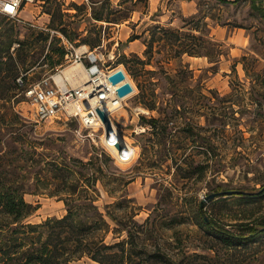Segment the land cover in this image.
I'll return each mask as SVG.
<instances>
[{
	"label": "rangeland",
	"instance_id": "rangeland-1",
	"mask_svg": "<svg viewBox=\"0 0 264 264\" xmlns=\"http://www.w3.org/2000/svg\"><path fill=\"white\" fill-rule=\"evenodd\" d=\"M59 1L64 5L55 26L74 36L75 48L103 45L101 51H117V63L124 60L130 68L122 63L134 92L112 119L135 155L119 161L103 146L100 131L80 133L75 118L37 122L29 98L18 90L10 111L15 123L3 128L1 138L4 150L17 149L10 156L31 192L25 199L39 206L29 220L65 215L57 166L80 172L71 179L88 188L84 180L93 170L79 162L104 150L108 161L96 173L103 184L97 183L94 203L121 223L117 231L106 217V243L126 240L127 228L134 234L131 264H264V229L250 236L251 228H264V19L253 7L264 0H109L126 16L117 22L92 18L99 0ZM74 4L84 7L77 11ZM53 8L51 0L27 4L20 14L24 23L0 14V34L14 32L13 56L18 42L29 43L17 58L28 68L26 86L65 64L64 57L55 64L63 46L60 31L49 28ZM155 26L178 33L181 42ZM38 32L44 35L36 37ZM152 32L156 40L148 44ZM97 35L99 45H89ZM187 44L198 53H178ZM151 101L154 110L144 105ZM142 117L157 119L168 133H152ZM259 190L263 194L251 193ZM119 198L125 201L114 205ZM73 264L100 263L84 256Z\"/></svg>",
	"mask_w": 264,
	"mask_h": 264
},
{
	"label": "trees",
	"instance_id": "trees-1",
	"mask_svg": "<svg viewBox=\"0 0 264 264\" xmlns=\"http://www.w3.org/2000/svg\"><path fill=\"white\" fill-rule=\"evenodd\" d=\"M43 1L44 4L49 2V0ZM51 1L54 2V8L53 12L50 13L49 28L58 30L69 40L75 41L74 36L69 34L66 28L55 26L56 14L62 12L63 2L59 0ZM97 3L98 5L91 7V16L97 21L117 22L126 17L125 15H119V10L113 8L109 0H99ZM73 6L77 11L82 10V7H84V5L77 4ZM253 7L258 15L264 19V3L253 4ZM155 29L156 31L163 30L171 37L172 41H180L179 34L174 31L166 30L161 26H155ZM13 33L4 32L0 34L2 38L0 40V264H73L84 256L100 264H131L133 247L135 246L134 234L127 228L126 240L106 243V236L110 230V223L106 217L116 223L114 228L117 231V225L120 226L121 223L118 216L107 210L105 214L102 213L94 203L98 196L97 183L103 184V178L96 173L101 174L103 172L101 163L108 161V156L104 150L95 152L87 162H79L87 169L93 170L92 174L84 180L88 188H84L81 183L77 184V180L80 181L79 179L75 178L74 181L71 179L74 173L81 174L80 172L72 170L65 164L57 166L58 177L61 178L64 184L63 191L66 194L64 199L65 215L62 217H47L40 222L29 220L39 206L25 199V194L31 192L26 190L24 180L20 179V174L16 171L17 168H20V165L14 162L13 156H10L11 150L17 152V149L13 148L10 152L4 150L1 138L3 128L11 129L15 123L11 112L18 102L16 99L17 91L25 89L26 78L24 73L28 71V68H24V61L21 63L22 69L19 67L21 64H19L17 58L20 59L21 50L29 43L18 42L19 48L14 50L18 56L17 58L14 57L10 52V48L16 42L12 38ZM43 35L44 32L35 33L36 37H42ZM184 37L189 40L201 39L200 36L195 34H184ZM48 38L49 33L44 36V40L47 41ZM155 40L156 34L152 32L148 44H152ZM100 41L101 37L97 35L87 43L96 46L99 45ZM54 43L55 39H52L50 46ZM56 53H58V59L55 64H61L65 50L63 47L58 48ZM178 53L195 55L198 52L187 44L182 46ZM119 63H123L128 70L130 69L124 60H120ZM143 64H146V62H143ZM21 74H24L22 77L23 86L16 82V78ZM137 86L139 87L140 84L137 83ZM144 105L151 110L157 107L155 101L146 102ZM142 121L152 128V133H162V137L168 133L165 126L158 127V120L155 118L146 119L142 117ZM55 176L57 175L55 174ZM109 179L113 182L118 181L112 175ZM80 186L81 188H79ZM251 193L254 195L263 194L260 190ZM123 201H125L123 198H119L114 202V205L118 206ZM200 207L202 208V206ZM203 219L210 230L219 231L205 218ZM251 229L254 232L250 236H255L258 231L264 228ZM156 255L161 257L158 254Z\"/></svg>",
	"mask_w": 264,
	"mask_h": 264
},
{
	"label": "built area",
	"instance_id": "built-area-1",
	"mask_svg": "<svg viewBox=\"0 0 264 264\" xmlns=\"http://www.w3.org/2000/svg\"><path fill=\"white\" fill-rule=\"evenodd\" d=\"M35 1L37 0H0V14L24 23L20 16L21 11L27 4ZM84 2H88V0H84ZM9 8H11V11H8ZM57 35L60 45L66 50L64 55L65 64L58 68L55 73L44 76L36 83L28 84L24 89L25 95L34 108L36 121L47 122L60 118L65 120L75 118L81 127L80 133L83 129L88 130L87 136L90 137L100 131V138L104 143V147L108 148L102 139L105 137L116 146L117 141L113 138L114 133L111 136H106L104 133L105 124L97 110L106 113L102 108V103L108 99L110 94L118 97V87L126 81L130 82L127 77L126 80L115 85L109 80V77L118 70L123 71L126 76L124 69L121 68L122 63H117L120 53L114 50L103 52L101 51L104 48L103 45L94 49L85 46V51L78 52L73 41L61 32H57ZM74 63H81L85 68L88 81L84 85H74L72 80L67 78H62L60 81L55 79V76L61 72L63 67ZM23 75L21 74L16 78V82L21 86L24 85ZM130 95L132 94L118 97L121 99V108L124 109L126 99ZM113 101H116V98ZM114 113H110L111 116L106 113L113 127L115 126L112 119ZM94 143L97 145L96 141ZM121 152L123 155L121 162H128L133 158L125 150L122 149Z\"/></svg>",
	"mask_w": 264,
	"mask_h": 264
},
{
	"label": "bare ground",
	"instance_id": "bare-ground-1",
	"mask_svg": "<svg viewBox=\"0 0 264 264\" xmlns=\"http://www.w3.org/2000/svg\"><path fill=\"white\" fill-rule=\"evenodd\" d=\"M76 50L78 52H83L86 50V47L80 46V47H77ZM121 68H122V66H121ZM62 78H67V79L72 80V83L74 85H84L88 81V77H87V74L85 72V68L81 63L69 64V65L63 67L61 69V72L55 76V79L57 81H60ZM112 88H114V86H112ZM115 98H116V101H113V99H115ZM102 108L109 115L112 112L116 113L120 109H123V108H121V99L116 97L113 94H110L108 96V99L102 103ZM140 110H141V113H147V111L145 109L140 108ZM113 129H114L113 138L116 139L117 143H120L122 145L123 150L128 152L130 157H134V155H135L134 148L120 134V132L116 126H114ZM102 139L105 142V144L107 145V147L111 150V152L118 158V160L122 161L121 160V158L123 157L122 152L120 150H118L114 144H112L110 141H108V139L106 137L102 138Z\"/></svg>",
	"mask_w": 264,
	"mask_h": 264
},
{
	"label": "water",
	"instance_id": "water-1",
	"mask_svg": "<svg viewBox=\"0 0 264 264\" xmlns=\"http://www.w3.org/2000/svg\"><path fill=\"white\" fill-rule=\"evenodd\" d=\"M109 80L111 81V83L113 85H115V84L119 83L120 81L126 80V76H125L123 71L118 70L116 73H114L113 75H111L109 77ZM132 92H133V87L130 84V82H128V81L124 82L117 89L118 97H123V96L128 95ZM97 112H98L100 118L102 119L103 123L105 124L104 133L106 134V136H111L114 133L113 124L111 123V121L108 118V116L106 115V113H104L102 110H99V109L97 110ZM116 147H118V149L120 151H122V149H123V147L120 143H116ZM220 193H222V192H220ZM232 193L242 194V193H244V191L235 190V191H232ZM215 195L216 194H210L209 196H207V198L215 197Z\"/></svg>",
	"mask_w": 264,
	"mask_h": 264
},
{
	"label": "clouds",
	"instance_id": "clouds-1",
	"mask_svg": "<svg viewBox=\"0 0 264 264\" xmlns=\"http://www.w3.org/2000/svg\"><path fill=\"white\" fill-rule=\"evenodd\" d=\"M9 9H11V8H9ZM9 9H8V11H10Z\"/></svg>",
	"mask_w": 264,
	"mask_h": 264
},
{
	"label": "crops",
	"instance_id": "crops-1",
	"mask_svg": "<svg viewBox=\"0 0 264 264\" xmlns=\"http://www.w3.org/2000/svg\"><path fill=\"white\" fill-rule=\"evenodd\" d=\"M82 2L84 1V0H81ZM118 112V111H117Z\"/></svg>",
	"mask_w": 264,
	"mask_h": 264
},
{
	"label": "snow or ice",
	"instance_id": "snow-or-ice-1",
	"mask_svg": "<svg viewBox=\"0 0 264 264\" xmlns=\"http://www.w3.org/2000/svg\"><path fill=\"white\" fill-rule=\"evenodd\" d=\"M11 11V9H9Z\"/></svg>",
	"mask_w": 264,
	"mask_h": 264
}]
</instances>
